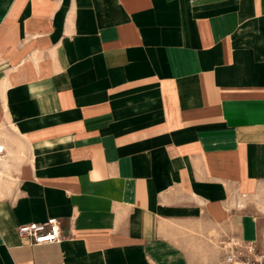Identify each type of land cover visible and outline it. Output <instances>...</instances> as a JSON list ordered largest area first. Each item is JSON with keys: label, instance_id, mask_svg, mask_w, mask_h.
<instances>
[{"label": "crops", "instance_id": "1", "mask_svg": "<svg viewBox=\"0 0 264 264\" xmlns=\"http://www.w3.org/2000/svg\"><path fill=\"white\" fill-rule=\"evenodd\" d=\"M0 137V264L264 252V0H0Z\"/></svg>", "mask_w": 264, "mask_h": 264}, {"label": "built area", "instance_id": "2", "mask_svg": "<svg viewBox=\"0 0 264 264\" xmlns=\"http://www.w3.org/2000/svg\"><path fill=\"white\" fill-rule=\"evenodd\" d=\"M5 152L0 137V159ZM15 233L29 244L57 242L60 238L59 226L55 218L49 217L43 222L19 224ZM221 264H264V252L260 251L252 240H242L235 236L225 237L219 242Z\"/></svg>", "mask_w": 264, "mask_h": 264}]
</instances>
